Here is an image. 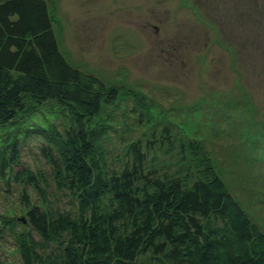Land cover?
<instances>
[{
	"label": "rangeland",
	"instance_id": "obj_1",
	"mask_svg": "<svg viewBox=\"0 0 264 264\" xmlns=\"http://www.w3.org/2000/svg\"><path fill=\"white\" fill-rule=\"evenodd\" d=\"M257 1L255 8V0H45L66 62L122 89L95 120L105 130L104 172L119 175L137 165L131 151L140 149L144 170L174 173L181 167L178 144L168 154L173 144L163 131L198 142L227 192L264 233V34L259 41L251 33L242 37L250 25L241 22L255 10L261 17L255 29L264 32V1ZM239 37L255 44L253 74L240 61ZM69 120L46 103L0 128V264H22L16 235L38 239L27 219L33 207L76 211L77 201L56 188L40 134L53 127L63 135ZM25 170L37 178L46 204L15 179ZM158 260L145 253L137 264Z\"/></svg>",
	"mask_w": 264,
	"mask_h": 264
},
{
	"label": "trees",
	"instance_id": "obj_2",
	"mask_svg": "<svg viewBox=\"0 0 264 264\" xmlns=\"http://www.w3.org/2000/svg\"><path fill=\"white\" fill-rule=\"evenodd\" d=\"M253 13L241 21L250 25L242 37L251 33L259 41L264 32L255 25L261 17ZM235 42L240 61L255 73V44L246 45L241 37ZM121 92L66 62L45 0L0 2V128L46 103L67 112L70 128L63 135L53 127L40 134L49 145L43 151L53 165L56 188L77 201L75 213L28 211L38 239L15 236L22 264H137L145 253L159 257L157 264H264V233L227 192L200 143H184L165 130L173 144L168 154L178 144L177 171L157 176L144 170L145 155L138 149L131 151L137 165L119 175L104 172L100 142L105 130L95 120ZM50 150L56 151V161ZM15 179L47 203L30 171H20Z\"/></svg>",
	"mask_w": 264,
	"mask_h": 264
},
{
	"label": "water",
	"instance_id": "obj_3",
	"mask_svg": "<svg viewBox=\"0 0 264 264\" xmlns=\"http://www.w3.org/2000/svg\"><path fill=\"white\" fill-rule=\"evenodd\" d=\"M2 1H5V0H0V2H2ZM23 222V221H22Z\"/></svg>",
	"mask_w": 264,
	"mask_h": 264
}]
</instances>
